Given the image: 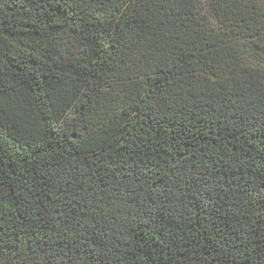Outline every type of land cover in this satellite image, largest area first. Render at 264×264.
I'll list each match as a JSON object with an SVG mask.
<instances>
[{
  "label": "trees",
  "instance_id": "trees-1",
  "mask_svg": "<svg viewBox=\"0 0 264 264\" xmlns=\"http://www.w3.org/2000/svg\"><path fill=\"white\" fill-rule=\"evenodd\" d=\"M0 264H264V0H0Z\"/></svg>",
  "mask_w": 264,
  "mask_h": 264
}]
</instances>
